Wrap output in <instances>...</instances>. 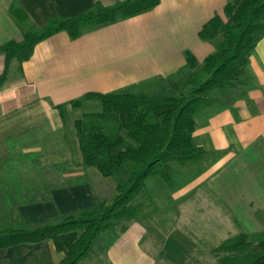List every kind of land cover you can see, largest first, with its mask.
<instances>
[{
    "label": "crops",
    "instance_id": "crops-1",
    "mask_svg": "<svg viewBox=\"0 0 264 264\" xmlns=\"http://www.w3.org/2000/svg\"><path fill=\"white\" fill-rule=\"evenodd\" d=\"M125 1L0 0V46L23 40L24 28L11 14L14 4L27 14L30 26L41 29L51 19H67L97 5L107 7ZM227 2L161 0L147 13L84 30L77 40L70 39L65 32L55 34L37 44L27 62H11L7 72L5 57L0 55V77L6 73L0 83V169L10 167L9 162L14 164L17 157L35 154L44 170L41 176L0 174V209L4 195L9 199L21 196L18 201L11 200L12 211L4 214V224L28 220L40 224L60 217V213L87 211L90 205L87 197L92 196L95 188L86 175L89 169L81 164L73 128L63 125L56 107L89 92L103 94L150 78L172 76L185 66L186 51L202 63L214 47L202 42L199 32L215 16L225 20ZM250 67L258 89L223 110L196 120L194 138L208 153L209 163L189 188L173 196L175 200H184L180 203L181 213L191 217L187 212L191 206L188 199L192 200L194 195L187 191L192 187L204 188L219 201L233 225L242 230L247 223L248 232L261 233L264 232V36L250 56ZM66 135H71L69 141ZM51 147L57 148L55 154L49 152ZM173 231L164 237L159 259L163 257L169 264H192V260L201 263L192 254L183 258L172 255L192 247L186 246L187 236L183 232ZM148 232L144 220L139 219L100 233L94 246L101 264H160L156 254L146 246ZM59 261L60 253L49 241L0 250V264Z\"/></svg>",
    "mask_w": 264,
    "mask_h": 264
},
{
    "label": "trees",
    "instance_id": "trees-1",
    "mask_svg": "<svg viewBox=\"0 0 264 264\" xmlns=\"http://www.w3.org/2000/svg\"><path fill=\"white\" fill-rule=\"evenodd\" d=\"M160 2L127 0L113 6L97 5L71 18L51 19L41 29L30 26L27 14L14 4L11 14L24 32L21 42L10 41L0 46L6 72L14 60H30L35 46L55 34L65 32L70 39L77 40L84 30L139 16ZM224 16L225 20L213 17L198 35L214 51L202 63L186 51L185 66L172 76L160 78L163 84L158 92H89L56 107L61 122L67 126L68 111L87 104L100 106L99 111L84 113L72 122L81 164L104 178L121 175L126 180L117 184L111 203L103 202L95 210L67 216L57 224L1 231L0 250L49 241L58 253L64 254L58 264H78L100 233L144 219L143 210L156 206L157 196L150 181L156 184L160 180L170 186L174 165L195 168L204 163L208 153L195 141L196 120L223 110L238 96H244L236 93L237 89L254 83L248 65L264 35V0H229ZM5 75L0 77V83ZM212 253L218 264H264V232H241Z\"/></svg>",
    "mask_w": 264,
    "mask_h": 264
},
{
    "label": "rangeland",
    "instance_id": "rangeland-1",
    "mask_svg": "<svg viewBox=\"0 0 264 264\" xmlns=\"http://www.w3.org/2000/svg\"><path fill=\"white\" fill-rule=\"evenodd\" d=\"M263 36L264 35H262L261 38ZM253 55L254 52L251 56ZM248 69H250L251 71L250 62L248 65ZM251 82H253V80ZM162 84L163 82H161L160 77H155L108 93H156L161 89ZM257 86L258 84L256 83L254 76L253 84L250 83L245 87V89L243 87L239 89V91L237 89L235 92H241L244 93V96H248L251 91L258 89ZM226 93L229 95L234 94V92ZM82 96L75 99H79ZM227 98L228 97H225V99ZM239 98L240 96H238L236 99ZM100 109V106L97 104H87L81 109L68 111L66 115L67 127L73 128V120L80 118L84 113L99 111ZM200 118L201 116L198 117V119ZM66 137L68 141L71 139V135H66ZM51 149L52 151L49 152H54L55 154L57 148L51 147ZM59 150L60 149H58V151ZM72 153L74 154V151ZM207 162L209 163L208 157L202 165L195 168H184L178 165H174L173 184L170 186L165 185L160 180L157 181L156 184H153L154 181L149 182V186L152 185L151 187L153 190V194H156L157 196L156 208H145L143 210V214L145 215H142L144 219L141 220H144L149 231L148 238L146 240V246L150 248V250L154 254H156V257H158V261L160 264H169L164 262V259H162L163 257L159 259L158 255L159 251L162 249L164 237L169 234L168 231L172 232V230H174V233H176L177 231L183 232L184 235L187 236L186 246H192L191 248L172 253L173 256L183 258L186 255L190 256V254H192L201 260V263H195L192 260V264H218L217 258L212 253L213 250L219 247L226 240L237 236L241 232L247 233L250 230L249 224L247 223L242 225V230L236 227L235 224L233 225V223L227 219V215L221 208L222 206L220 205L219 201L214 198L212 194H208L204 188L198 189L192 187V190L187 191L194 195L192 196L194 197L192 200L188 199V202L191 204V206L189 208L187 207V212L189 211V213H191V217H187L181 213L182 210L180 207V203L184 202V200H175L173 195L177 192L185 190L187 187L189 188V185L193 184L195 179L198 177V171L203 170L207 165ZM10 163V167L0 169L1 175H9L15 177L31 175L41 176L44 171L35 154L29 157H17L14 163L15 165L12 161L9 162V164ZM86 173V175L92 180L93 186L95 188L92 196L87 197V202L90 203L87 211L95 210L103 202L111 203L116 196L117 184L126 180V177L121 175L116 178H104L95 169H89ZM188 197H191V195ZM14 198L15 199H9L7 195H4V200L1 201L2 207L0 209V232L6 229L33 228L44 224H57L67 216L78 215L84 212L79 210L76 212L71 211V213L67 212L66 214L60 213V217H56L51 221L40 224L34 223L36 220H28L24 223H13L12 225L4 224V214L7 212V210H9V212L12 211V209L10 208H12L14 203L11 200L18 201L19 199H21V196L20 194H17L14 196ZM183 208L185 209L184 206L182 207V209ZM244 227H246L247 229H244ZM97 239L93 243L88 255L78 264H101V259L97 257V255L99 256V252L96 250L97 246H94ZM63 257L64 254L60 253V260Z\"/></svg>",
    "mask_w": 264,
    "mask_h": 264
}]
</instances>
